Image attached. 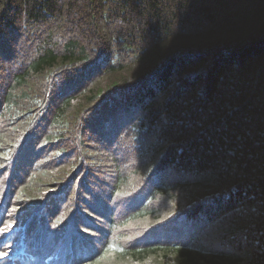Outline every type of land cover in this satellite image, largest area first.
<instances>
[{"label":"trees","instance_id":"obj_1","mask_svg":"<svg viewBox=\"0 0 264 264\" xmlns=\"http://www.w3.org/2000/svg\"><path fill=\"white\" fill-rule=\"evenodd\" d=\"M0 264H264V0H0Z\"/></svg>","mask_w":264,"mask_h":264}]
</instances>
